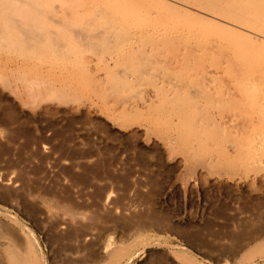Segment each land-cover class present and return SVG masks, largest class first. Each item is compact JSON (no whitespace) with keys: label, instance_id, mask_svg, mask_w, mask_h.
Here are the masks:
<instances>
[{"label":"rangeland","instance_id":"obj_1","mask_svg":"<svg viewBox=\"0 0 264 264\" xmlns=\"http://www.w3.org/2000/svg\"><path fill=\"white\" fill-rule=\"evenodd\" d=\"M20 1L0 0V264H264V21L210 26L223 53L186 63L125 9L167 0H115L131 21L105 42L79 35L114 0Z\"/></svg>","mask_w":264,"mask_h":264},{"label":"bare ground","instance_id":"obj_2","mask_svg":"<svg viewBox=\"0 0 264 264\" xmlns=\"http://www.w3.org/2000/svg\"><path fill=\"white\" fill-rule=\"evenodd\" d=\"M22 1V0H21ZM20 1V3H22ZM31 1V0H30ZM33 1V0H32ZM35 1V0H34ZM38 1V0H37ZM68 1V0H67ZM66 1V2H67ZM88 1V0H87ZM96 1V0H95ZM101 1V0H100ZM115 1V0H114ZM113 1V5H112V3H107V4H109V6H112V7H109L110 8V11H112V12H110L109 11V8H108V5L106 4V5H103V6H107V8H108V11H109V13H108V11H107V16L106 17H108V15H110V20H107L106 19V17H105V15H106V13L104 12V13H102L103 12V10L101 9V8H98V9H96L97 11L99 10V11H101V13L104 15V20H106V21H104L103 19V21H104V23H103V26L102 27H105V29L102 31V32H100V33H95L97 30H98V28L97 27H94L93 29L95 30V32L94 33H90L89 31H87V33H86V31H81L80 33V35H79V40H81L82 42L84 41V42H89L90 40H92V39H94V38H100V40L102 41V42H105V41H107L106 39H109L112 35V33H111V31H116V34H117V32H119V33H121L122 34V31L120 32V30L121 29H123L124 27H125V24H127V22H129V21H131L130 19H132V21L131 22H133V23H135L134 24V27L130 24V23H128V25H129V28L132 26L133 27V29H136L135 27H137V28H140L141 26H143V28H144V25H145V23H147L148 25H149V23L148 22H146L145 21V19L146 18H149V22H150V26H151V24H152V26L151 27H149V30H145L144 32H142L143 31V29H142V31H141V29H139V31H140V33H139V35H144L145 37H147L145 40L147 41V40H150V42H151V44L150 45H152V43L154 42L155 43V46H159V44L160 43H165V45H174L175 44V42H178V41H181V42H183V43H181L180 42V44H183V49H184V51H185V62L186 63H190L189 61H192L191 63H195V62H197L198 60L200 61V59L202 60V59H204V58H206L207 57V55H210V54H222L223 52H221L222 50H224V48L222 47V42H221V37H219V29H222L223 31H225L226 30V27H230V26H226L225 24L223 25L222 23H225L226 22V24H227V22L229 23H231V30L233 29L234 30V32L233 33H237L238 34V37L241 35V37H242V33H244V32H242L241 31V33H238V32H240L239 30L240 29H234V27L235 26H239V25H243L244 23L245 24H248V25H250V24H253L254 23V21L255 20H257V21H264V0H167V1H169L170 2V4H171V6L173 7V9H169L170 7H168L167 8V12L166 13H161L160 11H158V9L156 8V9H153V8H155V4L153 5L154 7H147L149 10H150V8H152L151 10H153V13H152V11H151V13H152V15H150V13H149V10H148V12H147V9H144L143 7H145V6H143L142 8L146 11H144L145 12V14H144V12H142L141 13V11H138V10H140L141 8H138L139 7V5H138V3L136 4V2H132L133 4H135L134 5V7H133V5H131L129 2H128V4H129V6L128 5H124V4H122V5H124V6H128L127 8H125L127 11H129V12H131L130 11V9H132L133 10V8H137V11H132L133 12V14H132V12H131V15H133L132 16V18H130L128 15H130V14H128V12H125V10H124V7L123 6H120L119 5V3L118 2H114ZM124 1L125 0H123V1H121V2H123L124 3ZM135 1V0H134ZM161 1V2H160ZM159 2H160V4H159V9H160V7L162 6V4H164L165 2L163 1V0H160ZM164 3H163V2ZM39 2V1H38ZM46 2V1H45ZM44 2V3H45ZM48 2V1H47ZM81 2V1H80ZM85 2H86V0H85ZM120 2V1H119ZM120 2V3H121ZM126 2V1H125ZM157 2H158V0H157ZM156 2V3H157ZM32 3V2H31ZM35 4H36V2H34ZM79 3V2H78ZM83 3V2H82ZM103 3V2H102ZM104 3H106V2H104ZM115 3H117V6H115ZM140 3V2H139ZM162 3V4H161ZM34 4V5H35ZM127 4V3H126ZM158 4V3H157ZM13 5V4H12ZM34 5H32V6H34ZM130 5L132 6V7H130ZM137 5V6H136ZM143 4H141L140 5V7L142 6ZM77 6V5H76ZM75 6V7H76ZM103 6H101V7H103ZM115 6V7H114ZM150 6V5H149ZM166 6V5H165ZM9 8L11 7V6H8ZM20 7V6H19ZM37 7V6H36ZM86 7V6H85ZM91 7V6H90ZM98 7V6H97ZM119 9H121V7H122V12H123V10H124V13H122L121 11H118V8ZM163 7V6H162ZM161 7V8H162ZM167 7V6H166ZM4 8V7H3ZM22 8V7H21ZM24 8H27V7H24ZM30 8V7H29ZM96 8V7H95ZM107 8L105 9V10H107ZM111 8H113L112 10H111ZM18 9V8H17ZM79 9V8H78ZM84 9H86V8H84ZM101 9V10H100ZM164 9H166V8H164ZM164 9H161V11H165ZM175 9V10H174ZM6 10V9H5ZM4 10V11H5ZM19 10H21V9H19ZM25 10H27V9H25ZM29 10V9H28ZM35 10H37V9H35ZM90 10V9H89ZM113 10H114V12H113ZM8 11H10V10H8ZM15 11V10H14ZM23 11H24V9H23ZM34 10L32 9V12H33ZM116 11H118L117 13H115ZM16 12V11H15ZM28 12V11H27ZM119 12L120 13H122V14H119ZM252 13V14H247V13ZM2 13V12H1ZM4 13V12H3ZM10 13V12H9ZM34 13V12H33ZM33 13H31V14H33ZM85 13V12H84ZM93 13V12H92ZM96 13V12H95ZM98 13V12H97ZM96 13V15H98L99 16V13L97 14ZM112 13H115L116 14V16H113V14ZM126 13V14H125ZM138 14V15H136V17H135V15L134 14ZM147 13H149V14H147ZM7 14V16L6 15H3L2 16V14H1V16H2V18L0 19V22H2L1 20L3 19V18H5V16H6V18L4 19V21L7 19V17H8V13H6ZM12 14V13H11ZM23 14V13H22ZM36 14V13H35ZM79 14V13H78ZM94 14V13H93ZM102 14H100V16L99 17H102ZM111 14H112V16H113V18H111L112 16H111ZM114 14V15H115ZM139 14H143V17L144 18H142ZM10 15V14H9ZM95 15V14H94ZM93 15V16H94ZM95 15V16H96ZM120 16V17H118V16ZM124 15H126V17L128 18H130L129 20H127V18H125V16ZM147 15H150V17H147ZM12 16V15H11ZM10 16V17H11ZM18 16V15H17ZM25 16H27V15H25ZM24 16V17H25ZM32 16V15H31ZM81 16V15H80ZM94 16V17H95ZM122 16H123V18H122ZM145 16H146V18H145ZM183 16V17H182ZM37 17V16H36ZM97 17V16H96ZM98 17V18H99ZM141 17V18H140ZM154 17V18H153ZM29 18V17H28ZM32 18H34V17H32ZM85 18V17H84ZM87 18V17H86ZM86 18L83 20V21H85L86 20ZM139 19L138 20V22L136 23L135 21H133V20H136L137 21V19ZM150 18L151 19H154V20H150ZM23 19H25V18H23ZM34 19H36V18H34ZM33 19V20H34ZM119 19H122V20H119ZM124 19V20H123ZM126 19V20H125ZM143 19V20H142ZM9 20V19H8ZM11 20V19H10ZM13 20V19H12ZM31 20V19H30ZM90 20V19H89ZM93 20V19H92ZM91 20V21H92ZM141 20V21H140ZM3 21V22H4ZM80 21H82V17H81V20ZM88 21V20H87ZM97 21V20H96ZM142 21H143V23H142ZM145 21V22H144ZM9 22H11V21H9ZM8 22V23H9ZM25 22H26V20H25ZM93 22V21H92ZM102 22V21H101ZM139 22H141L140 24H142L140 27H138V25H140L139 24ZM6 23H7V21H6ZM12 23V22H11ZM27 23V22H26ZM29 23V22H28ZM153 23H155V25L153 24ZM256 23V22H255ZM254 23V24H255ZM13 24V23H12ZM32 24V23H31ZM35 24V23H34ZM78 24H80L79 25V28H80V26H82L83 24H82V22L81 23H78ZM82 24V25H81ZM87 24V23H86ZM144 24V25H143ZM146 24V25H147ZM235 25L234 27H232L233 25ZM253 24V25H254ZM2 25V24H1ZM33 25V24H32ZM89 25V24H88ZM93 25V24H92ZM136 25V26H135ZM209 25V26H208ZM229 25V24H228ZM17 26V25H16ZM22 26V25H21ZM206 26V27H205ZM207 26H208V29H207ZM210 26H213V27H216L217 29H218V31H214V32H212V29H215V28H213L212 27V29H211V31L209 30L210 29ZM223 26H225V28L223 27ZM261 26H264V24H261ZM5 27V26H4ZM27 27H28V25H27ZM85 26H83V28H84ZM219 27V28H218ZM220 27H222V28H220ZM19 28V27H18ZM24 28H25V26H24ZM35 28V27H34ZM78 28V29H79ZM82 28V27H81ZM83 28H82V30H83ZM95 28H97V29H95ZM227 28V29H228ZM236 28V27H235ZM239 28H241V27H239ZM259 28H262V27H259ZM11 29H13V27L11 28ZM23 29V28H22ZM21 28H20V30H22ZM31 29V28H30ZM29 29V30H30ZM242 29V28H241ZM263 29H264V27H263ZM9 29H7V31H8ZM24 30V29H23ZM25 30H26V28H25ZM126 28L124 29V33L126 34ZM221 30V32H223ZM228 30H230V29H228ZM238 30V31H237ZM243 30V29H242ZM7 31H5V33L7 32ZM16 31V30H15ZM92 31V30H91ZM129 31H131V29H129ZM137 31V30H136ZM227 31V30H226ZM237 31V32H236ZM258 31H260L259 29H257V31L256 32H254V31H250V33L249 34H251V33H253L255 36H262L263 34V32H264V30L261 32V34L260 33H258ZM19 32V31H18ZM74 32V31H73ZM89 32V33H88ZM215 32H217V33H215ZM228 32V31H227ZM230 32V31H229ZM228 32V33H229ZM2 33V32H1ZM0 33V34H1ZM118 33V34H119ZM231 33V32H230ZM233 33H231V34H233ZM3 35H4V32L2 33ZM8 34V33H7ZM116 34H115V36H116ZM125 34H123V35H125ZM220 34H222V33H220ZM240 34V35H239ZM252 34V35H253ZM2 35V36H3ZM21 35V34H20ZM251 35V36H252ZM6 36V35H5ZM9 37H10V35H8ZM27 36V35H26ZM135 37L136 38V36L138 37V34H135L134 33V35H131V37ZM244 36V35H243ZM22 37H23V35H22ZM143 37V36H142ZM245 37V36H244ZM252 37H254V36H252ZM251 37V39H255V38H252ZM264 37V36H263ZM259 38V37H258ZM3 39V38H2ZM19 39V38H18ZM143 39V41L145 42V40ZM242 39V38H241ZM264 39V38H263ZM9 39H7V41H8ZM28 40H30V39H28ZM34 40V39H33ZM89 40V41H88ZM211 40H214L216 43H211ZM257 40V39H256ZM255 40V41H256ZM260 40V39H259ZM258 40V41H259ZM21 41H22V39H21ZM24 41V40H23ZM26 41V40H25ZM24 41V42H25ZM35 41V40H34ZM128 41H129V43H130V39L128 40V39H126V41H125V43H128ZM153 41V42H152ZM193 41H196V44L195 45H193L192 44V42ZM15 42V41H14ZM27 42V41H26ZM156 42H159V44L158 45H156L157 43ZM3 43V42H2ZM18 43V42H17ZM21 43V42H20ZM27 43H29V42H27ZM128 43V44H129ZM154 43H153V45H154ZM167 43V44H166ZM16 44V43H15ZM14 44V45H15ZM38 44V43H37ZM42 44V43H41ZM123 44V43H122ZM128 44H126V46L128 47L129 45ZM131 44V43H130ZM145 44V43H144ZM20 45V44H19ZM174 46H177V45H174ZM8 47V46H7ZM16 47V46H15ZM40 47V46H39ZM38 47V48H39ZM130 47V46H129ZM242 48H243V46H241ZM12 48V47H11ZM247 48V47H246ZM3 49V48H2ZM17 49H18V47H17ZM23 49V48H22ZM44 49V48H43ZM128 50H129V52L128 53H124V51L122 50H120L122 53H124L125 55L123 56L122 55V59H123V57H125V59L128 61V67L131 65V67L133 68V66H134V64L133 63H135L134 62V60H136V54L131 50V47L130 48H127ZM25 50H27V49H25ZM22 51H24V49L22 50ZM28 51V50H27ZM36 51V50H35ZM119 51V52H120ZM253 51V50H252ZM30 52V51H29ZM118 52V56H120V58H121V53H119ZM133 52V53H132ZM255 52V51H254ZM257 52V51H256ZM41 53V52H40ZM251 53V52H250ZM249 53V54H250ZM117 54V53H116ZM253 54H255V53H253ZM257 54V53H256ZM41 56H43V55H41ZM253 56V55H252ZM116 60H117V64H119L118 62H121V61H123L122 59L120 60V61H118V59L117 58H119V57H117V55H116ZM114 58V59H115ZM173 58H175V59H172V60H176V58H178L177 56L176 57H173ZM252 59V58H251ZM125 60V61H126ZM177 61V60H176ZM175 61V62H176ZM195 61V62H194ZM204 61V60H203ZM124 62V61H123ZM246 62V61H245ZM125 63H127V62H125ZM185 63V64H186ZM198 63V62H197ZM133 64V65H132ZM184 64V65H185ZM247 64V63H246ZM246 64H245V66H246ZM189 65V64H188ZM187 65V66H188ZM131 67H129L131 70H135L134 72H138L139 70H136L135 68L134 69H132ZM249 69V68H248ZM132 71V72H133ZM243 71V70H242ZM247 71V70H246ZM241 72V71H240ZM245 72V71H244ZM201 74V73H200ZM208 74V73H207ZM207 74H205V73H202L201 75H200V77H199V80L200 81H204V79H206L207 78ZM242 74V73H241ZM251 74V73H250ZM196 76L198 77L199 76V74H196ZM196 77V78H197ZM253 82V84H254V87H256V89L257 90H259L261 87H263L264 86V73L262 74H258V76H257V78H256V80H254V81H252ZM200 85V84H199ZM184 88H186V86L184 87ZM201 89V88H200ZM199 90V89H198ZM240 91V90H239ZM197 93L199 94V92L197 91ZM205 94V93H204ZM207 94V93H206ZM209 95V94H208ZM240 95V94H239ZM205 96V95H204ZM240 97V96H239ZM238 97V98H239ZM264 97V96H263ZM240 100V99H239ZM238 100V101H239ZM261 103V104H260ZM256 107H257V111H258V114H259V116H260V120H259V126H260V128H264V103L263 102H258V104L256 103ZM181 106V105H180ZM176 107H178V106H176ZM241 109H243V108H241ZM178 110H180V109H178ZM245 110V109H244ZM247 111V110H246ZM245 111V113H246V117L245 118H249L250 116H252V115H249V117H248V113L249 114H251L249 111H247L246 112ZM180 112V111H179ZM186 112V111H185ZM244 114V113H243ZM245 116V115H244ZM242 116L240 115V118H241ZM253 118V121L255 120V122H256V119H254L255 117H252ZM192 119V118H191ZM250 119H251V117L249 118V121H250ZM252 120V119H251ZM194 121V120H193ZM192 121V122H193ZM242 121V120H241ZM252 121V122H253ZM195 122H197V121H195ZM246 122H247V119H246ZM251 122V123H252ZM255 122L254 123H252V124H255ZM178 123V122H177ZM242 123V122H241ZM250 123V124H251ZM180 124V123H179ZM249 124V122H248V125H250ZM251 124V126L253 127V125ZM182 125V124H181ZM185 125V124H184ZM188 124L186 123V126H187ZM245 125V124H244ZM241 126V125H240ZM181 127V126H180ZM185 127V126H184ZM188 127V126H187ZM190 127V126H189ZM245 127V126H244ZM246 127L248 128V126H247V124H246ZM246 127H245V129H246ZM193 128V127H192ZM195 128H196V126H195ZM242 128H243V126H242ZM241 128V129H242ZM186 129V128H185ZM198 130V129H197ZM246 130H250V129H246ZM245 130V131H246ZM192 130H190V132H191ZM195 131V130H194ZM188 132H189V128H188ZM189 132V133H190ZM197 133V132H196ZM244 134H246V132H244ZM244 134H242V135H244ZM199 135V134H198ZM248 135V134H247ZM196 136V135H195ZM244 137V136H243ZM191 144V143H190ZM189 146V145H188ZM242 151V150H241ZM258 151V150H257ZM248 153V152H247ZM239 155H241V154H239ZM245 156V155H244ZM14 255V254H13ZM18 258V257H17ZM17 258L16 257H12L11 259V262H12V264H22V261H19V260H17ZM19 259V258H18Z\"/></svg>","mask_w":264,"mask_h":264}]
</instances>
